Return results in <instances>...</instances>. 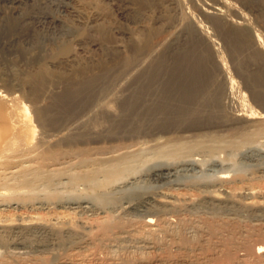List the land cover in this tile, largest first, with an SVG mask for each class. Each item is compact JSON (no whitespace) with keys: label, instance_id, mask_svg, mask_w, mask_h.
Wrapping results in <instances>:
<instances>
[{"label":"bare ground","instance_id":"1","mask_svg":"<svg viewBox=\"0 0 264 264\" xmlns=\"http://www.w3.org/2000/svg\"><path fill=\"white\" fill-rule=\"evenodd\" d=\"M171 1L176 6L183 8L181 9V20H183L185 29L184 35H186L189 41L187 49L190 48L189 51L185 53L183 51L182 55L180 54L184 59L183 61L180 60L181 58H179L178 53L181 52L184 46L182 48H154V44L151 47L152 42L149 40L153 36L149 37L151 35L144 34L146 39L144 41L142 39L139 43L143 47L134 48V55H129L133 53H127L129 58L122 62L119 65L120 67H111L115 71L119 68L120 71L116 72L120 73L118 76L121 75V78L123 77L122 73L128 74L130 77L127 78L116 79L118 77H115L116 74L113 75L114 72H112L113 70L110 71V67L109 70L101 68L96 71L82 68L84 67L82 66L80 67L81 69H77L74 73H71L73 71L70 73L66 72L67 75H65L62 72L57 73L51 67H48L47 64H43L40 70H38L40 72L36 71V74L33 73L31 76L29 75L27 80L25 79L26 85L31 84L30 93L28 92V96L33 102L31 107L26 106L23 101L20 102L21 99L19 100L18 96L8 98L0 91V159L2 158L3 160V157L11 154L14 155V153L18 155L17 152H23L24 150L27 153L28 150L33 149L34 152L35 147L37 150L38 145L45 144L46 140L48 138L50 140L51 137L53 138L56 133L66 141H76V139L87 140L88 138H93V136L101 138V136H104L103 132H106L105 136H119L121 134V137H124L122 134L126 137L128 136L127 134L134 136L146 135L145 137L157 134L158 137L159 133H165L174 135L173 138L175 139L171 141L173 148L169 152L167 149L165 151L161 150L159 155L171 153L170 156H173V159L180 157L185 151L192 152L207 149L209 152L210 150L212 152L220 148L221 145L219 146V143H222L224 140H219L212 134L206 135L207 138L206 136L204 137L207 140L197 139L191 142L192 139L189 137L190 142H187L188 140L184 141L185 138L181 133L185 131L199 132L200 128L203 129L202 126H206L207 128V125L209 127H214V125L223 126L227 130L232 131L233 137H240V139L228 141L227 146L248 143L256 136L264 135V110L258 111L259 109L256 110L252 107L247 99L248 96L244 92H241L244 94L240 95L238 99L237 96L235 97L237 95L236 90L241 91L238 86L239 89H236L238 80H234L235 77L231 76L234 71H230V74L222 58L225 54H220L219 48L216 47L218 45L216 44V38L214 39L213 35L217 30L223 32L226 25L232 28V30L229 28L231 32L228 31L225 36L227 38L226 41L231 46L230 50L235 57V62H237L238 74L241 72L243 73L242 75H246V78L244 76L243 78L247 81L248 86H246L250 88L253 99L264 102V34L262 37L259 30L257 32L258 28L256 29V24H260L264 28V0H241L243 5L249 8L252 16H249L250 14L248 15L246 12L244 13L241 9L242 6L239 8L238 5H234L233 1L235 0L232 2L227 0H212L213 3H209L207 0H188L196 6L198 12L204 18L209 20L208 23L212 24V28L214 26L216 30L213 29L211 31L202 21L200 22L196 19L197 16L190 10L186 0ZM227 12L233 13L235 17L232 16V18ZM94 29V34L103 35L101 26ZM212 31L214 32L212 33ZM185 44L188 45V43ZM159 45L160 47H166V44H163V46ZM57 50L58 54L55 52L56 50L53 52V54L59 55V58L56 57L58 60L53 59L55 62L53 63L54 66L79 60L77 59L78 50L72 48L70 44L60 45ZM115 57L117 56L115 55ZM106 65L108 66V64ZM252 67L254 68L252 69ZM26 81L28 82L26 83ZM22 82L20 83L23 87L22 84L24 82ZM55 83L62 85L60 91L52 88V85H55ZM239 86H241V83ZM227 99L230 101L236 100V103H239L240 109L238 108L234 111L232 109V111L228 110L227 108L230 105H226ZM111 139L113 138L111 137ZM48 140L47 143L52 142V140L49 142ZM53 143L57 144L56 141ZM52 145L51 147H54V144ZM160 146L162 148L165 147L163 145ZM49 148H47L46 152L41 151L42 154L44 152L43 155H39L40 157L42 156V160L44 155L46 156V160V158L50 159L56 154V145L54 150L52 148L49 150ZM38 149H41L40 146ZM151 149L153 152L154 149ZM146 150L141 149L140 151L146 153ZM29 151L28 153H30ZM147 153L149 155L150 151ZM130 154L113 160H110L111 158L109 159L108 157L109 162H106L107 160L105 159V162H103V156L101 157L102 159L97 160L93 157L95 160H92L91 156H84L85 158H83L81 155L83 159L80 158L79 169H73V171L72 169L71 171L68 169L56 171L54 169L55 171L45 172V167L42 166L43 164H40L44 169L39 166H35L36 168H31L30 166L22 168L24 167L22 166V170H17L19 172L17 173L16 171V174L13 175L12 173L11 175H7V171L0 172V191H3L0 192V198L8 199L9 202H12L11 199L13 200V197H16L15 200L18 203L21 201L20 203L26 205L35 203L36 193L34 194L32 191L33 188L34 191L37 190L34 186H38L41 182L51 183L56 178H61L64 174H67L70 181L75 184L84 183L85 185H89L88 194L90 197H94L99 191H101V194L103 193L102 190L106 192V187L112 184L117 185L116 182L121 183L119 181H123L127 176H131L134 169L129 166L138 156L137 153ZM13 155L12 158L15 157ZM138 155L140 156V154ZM136 161L138 162V160ZM75 166L74 168H76ZM70 167L72 166L70 165ZM227 177L228 175L225 174L218 179L226 180ZM2 186L11 187L6 189V187ZM12 186H22V188L17 187V189H22L18 191V194L20 191H24L23 188L26 190L16 196L17 190L15 187L12 188ZM76 186L74 187L76 188ZM83 187L80 186V188ZM64 188L66 187L64 186ZM40 189L42 188L39 187V191ZM73 191H79V189ZM73 191H70V193ZM51 192H43L44 195H47V198H50H48L49 202L51 201L50 195L58 197L54 193L50 194ZM61 193L59 192L58 195ZM64 193L61 195H65ZM61 195L58 198L62 199L63 196L61 197ZM43 197L46 198L45 196ZM65 197L67 199L70 198H68L67 193ZM139 197L134 198L139 199ZM143 197L141 198L142 200ZM87 198L89 199V197ZM134 198L131 197V199ZM37 199L39 198L37 197ZM131 199L128 201L132 202ZM146 199L141 200L139 204L135 202V204L128 206V209L141 214V218H131V216L125 218L120 214L119 216H114L115 213H111L112 215L109 213L110 216L108 215L107 220L98 223V225L96 224L97 226L86 233H84L85 231L82 232L83 230H79L81 233L74 232L73 226L71 228L74 231H70L68 227V231L62 232L60 228L59 233L57 232L59 230L58 227L57 233H49L45 229L47 226L44 228L37 225H29V227L23 225L24 227L17 226L10 229H6L7 227H5V231H0V264H264V225L252 226L248 225L249 223L243 224L237 221V219L207 218L208 215H206L207 217H201V215L195 216V214L192 216L181 209L183 206L179 208L181 205L177 207L179 209L174 207L170 209L165 204L162 206L163 203L161 205H153V202L152 204L150 200ZM5 200L2 201L5 202ZM54 200L56 201V198L51 203L55 202ZM99 200L98 204L102 203L105 199ZM208 200L211 199L209 198ZM41 201L43 202V199ZM59 201L64 200L59 199ZM105 202L107 203V201ZM0 203L2 202L0 201ZM205 203L208 204L207 202ZM86 204L88 203L85 201L72 202L69 208L73 210H76V208L86 209L88 208ZM209 205L211 204L209 203ZM230 205L229 207L231 208ZM113 206L115 205L113 204ZM215 206L218 205L215 204ZM125 207L127 208V206ZM71 211L68 214L72 213ZM56 246L61 247L62 251L60 250V253L57 252V255H52L50 250L52 247L56 249ZM1 249H3V252L5 249V252L1 253Z\"/></svg>","mask_w":264,"mask_h":264},{"label":"rangeland","instance_id":"2","mask_svg":"<svg viewBox=\"0 0 264 264\" xmlns=\"http://www.w3.org/2000/svg\"><path fill=\"white\" fill-rule=\"evenodd\" d=\"M207 1L209 3H213L212 0ZM227 1L232 2L233 0ZM236 1L237 0L233 1L234 5H238L239 8L242 6L241 9L244 11V13L246 12L248 15L250 14L249 16H252L251 12H249V8L243 5L241 0H238L237 2ZM186 2L188 3L190 10L197 16L196 19L198 21H202L203 24L209 27L210 31L213 29L216 30L214 26L212 28V24L210 25V23H208L209 20L204 18V16L200 12H198V9L195 5H193L188 0H186ZM181 9L183 8L176 6V4L171 0H169V3L168 0H0V91L8 98H10L11 96H18L19 100L21 99L20 102L23 101L26 106L28 105L29 107H31L33 105V102L28 96L31 90V84H27L29 86L28 87L25 84V79L27 80V78H29V75H33V73H35L36 71L40 72L38 70H40L43 64H47V66L51 67L52 70L56 71L57 73L62 72L65 75H67V73H70L71 71H73L71 73H74L82 66H84L82 68L96 71L100 70L101 68H107L109 70L110 67L111 71L113 70L111 69V67H120L119 65L127 58H129V53H133L129 55H134V48L143 47V45L139 43L140 41H142V39L143 41L146 39V34L148 36L151 35L149 37L153 36L152 39L149 40L152 42L151 47L154 44V48H182L184 46L181 49V52L178 53V56H180L179 58H181L180 60L183 61L184 59L181 56V53H183V51L184 53L189 51L190 48L187 49V47L189 46V41L187 40L186 35H184L185 29L183 20H181ZM229 14L231 17L234 16V14L231 12ZM99 26H101V28L103 29L102 36L99 34H94V28L97 29ZM159 26L161 27L159 28ZM261 27L262 26L260 24H256V29L258 28L257 32L259 30V33L263 37L264 31L262 32V30H264V28L262 27V29ZM229 28L230 30H232L230 26L226 25L223 32L221 30H217L215 32L212 31V33L214 32V39L216 38V44H218L216 45V47L219 48L220 54H225L222 56V58L226 67L228 68L229 72L234 71L231 76L235 77L234 80H238L237 83L235 81L236 87H240L241 91L236 90L237 95H235V97L237 96L238 99L240 95L245 93L248 96L247 99L249 100V104H251V106L256 110L259 109L258 111H263L264 102L256 101L253 99L250 88L247 87V81H245L246 79H244L246 78V75H242L243 73L241 72V74H238L239 70L237 69V62H235V57L230 50L231 46L228 41H226L227 38L225 36L227 32L230 31ZM171 38H174L175 40H172ZM218 41L220 44L218 43ZM165 42H167L168 44ZM162 43L164 45L166 44V47L163 46ZM185 43H188V45ZM63 44H70L72 48H76L78 50L77 59L79 60H76V62L72 63H65L54 66V60H58L59 58V55H57V48H59V46ZM159 44H161V46L163 47H160ZM115 48L119 49L115 50ZM126 48L129 51H127ZM104 49L107 51H105ZM54 50H56V55L53 54ZM115 55L117 57H115ZM115 63L117 64V66ZM106 64H108V66ZM253 68L254 67H252V69ZM116 71H120L119 68H117ZM116 71H112L114 72L113 75L116 74L115 77H118L116 79L130 77L128 74L124 73V76V74L122 73L123 77L121 78V75L118 76V74L120 73ZM22 81L24 82V84H22L23 87L20 83ZM27 82L28 81H26V83ZM240 83L241 86H239ZM55 85H52V88L60 91V87L62 85H57L56 83ZM238 87L236 89H239ZM238 93L240 94L238 95ZM23 98L25 99L23 100ZM227 100H225L227 101L225 102L226 105H230V107L227 108L228 110L232 109L234 111L235 109L239 108V103H236V100ZM32 108H30L31 111H33ZM207 126L208 128L206 126H202L203 129L200 128L201 130L199 132L185 131L181 133L185 138L184 141L188 140L187 142H190V139H192L191 142H194L197 139H206V135L212 134L217 137V139L224 140L222 141V143H219V146L223 145V147L225 146L224 148L220 146V148L215 149L212 152L211 150L209 152V150L207 149L203 150L204 152L202 150H196L192 152L185 151L180 157L173 159V156H170L171 153H165L166 155L162 153L164 156L162 154H159L161 150L165 151L167 149V151L169 152L173 148V143L171 141L175 139L173 138L174 135L159 133L158 137L157 134H155L156 137L155 135H147V137H145L146 135L134 136L127 134L128 136L126 137L124 134H122V136L124 137H121L120 134L119 136L107 135L109 136L107 137L105 136L106 132H103V135L105 137L101 136L100 138L98 136L97 138L93 136V138L91 137L87 140L82 139L84 141H82L81 139H76V141H66L60 138V136L57 135L58 133L54 132L57 136L53 133L56 137L54 136V139L52 137V139L50 138L52 142L48 140L49 138L47 137L48 142L50 141L51 143H47V140L45 139V144L38 145L37 150L35 149V147L34 152L33 149L30 151L28 150L30 153H28V151L26 153V150H24L23 152H17L19 156L14 153V155H7L9 157H3V160L1 158L0 172L7 171V175H11V173L13 175L16 174L15 172L17 170L20 171L22 170V168H27L28 166H30L31 168H36L35 166H43L45 167V169L42 167L45 172L55 171L54 169H56V171L67 169L70 171L71 169L72 171L73 169L77 170L79 169L80 160L85 158L84 156H91L92 158L94 157L97 160L103 158V160H107L106 162H109L110 158V160H113L121 156L131 155L130 153H137L138 156H136L137 158H135L129 166L134 169L131 173V176H127V178L123 179V181H119L121 183L116 182L117 185L112 184V187H106V192L102 190L103 193L101 194V191H99L94 197H90V195L88 194V190L90 189L89 185H85L84 183L75 184L70 181L67 174H64L63 176H61V178H56L55 181L51 183L43 182L47 185L48 189L42 182L41 183L43 185L39 183L38 186H34L37 191H34L33 188L32 192L34 194L36 193V199L37 197L39 198L37 200L35 199V203H29V205H26L24 203H20L21 201H19L18 203V201L15 200L16 197H13V200L11 199L12 202H9L8 199H6L8 200L6 201L4 198H0V201L2 202L0 203V227H3L0 228V231H5V227H7L6 229H10L11 227L13 228L23 225H26V227H29V225H37L43 226L44 228L47 226L45 229H47L49 233H59L61 229L62 232L65 230L68 231V227L70 228V231H72V228H74L75 231H73L76 233H81L82 230V232L85 231L84 233H86L93 227L97 226L98 223L107 220L108 215L110 216L111 213H115L114 216H119L120 214L125 218H128L130 216L131 218H141V214L128 209V206L130 204H135V202L136 204H139L143 196V200L147 198L146 200H150L151 203L153 202V205H161L163 203L162 206H164L165 204L166 207H170V209H173V207L179 209L183 206L181 209L185 210L187 214H191L192 216H194V214L195 216L201 215V217H205L206 215H208V217L206 216L207 218L213 217L223 220L237 219V221L242 222L243 224L249 223L248 225L252 226L264 225V135L256 136L252 141H249L248 143L240 144L242 146H227L226 144L228 141L240 139V137H233L232 131L227 130L226 127L219 125H214V127H209V125ZM160 135L162 136L160 137ZM205 136L206 138H204ZM111 137L113 139H111ZM189 137L190 139H188ZM55 141L57 144L53 143ZM60 141H63L62 144ZM47 144L50 145L49 147L53 146L52 144H54V147H51L53 150L55 149L56 145V154H54L55 156L53 155L52 158H50L51 160L48 158H46L45 160L46 156L44 155L43 161L42 156L40 157L39 155L42 154L41 151H47V148H49ZM160 145L165 146L163 147L164 149ZM39 146L41 149H38ZM51 148H49V150H51ZM151 148L154 149L153 152L151 151ZM141 149L149 150L151 154H149L150 157L147 153L149 151L146 150V153H142V151H140ZM154 152L157 153L156 155L158 157ZM21 153L24 155H22ZM138 154H140V156ZM145 154L148 155V157H146ZM12 155L13 157H15L12 158ZM81 155L83 156V158L81 157ZM108 157L109 159H107ZM94 158L92 160H95ZM105 160L103 162H105ZM136 160H138V162ZM141 160L142 162L140 163ZM40 164L43 165L41 166ZM70 165L72 167H70ZM74 166L76 168H74ZM19 171H17V173ZM225 174L228 175L226 179L227 181L225 179H218ZM41 185L45 186L42 187ZM49 185L52 186L50 187ZM75 185H77L76 188L74 187ZM79 185L81 187H83L84 185V187L80 188ZM64 186L66 188H64ZM2 187H6L7 189L11 186ZM14 187L15 186H12V188ZM17 187L20 186L15 187V189L17 190V195H14L16 196L20 195L26 190L25 188H23L24 191H20L21 193L19 192L18 194V191L22 190L20 189L22 188V186L18 189ZM39 187L43 189H40L41 193L39 191ZM12 188L11 190L13 191ZM45 189L46 191H44ZM77 189H79V191H73ZM50 190L53 192H51ZM61 190L63 191V193L65 192V195H61L63 194L61 193ZM4 191L6 190L4 189ZM47 191L51 192L50 194L54 193V195H57L58 197L59 195L63 197L61 199L58 197H52L50 194H48L51 197V201L49 202L50 198L48 197V199L47 195H44L43 193H48ZM70 191L73 192L70 193ZM37 192L38 195L40 193L39 196L37 195ZM59 192L61 194L58 195ZM66 193L68 195V198L70 197L69 199H67V197L64 198V196H66ZM43 196H45L46 198H44ZM133 196L140 197L139 199H135ZM40 197L43 199V202L41 201L42 199L40 200ZM79 197L80 199H78ZM87 197H89V199ZM131 197L135 200L131 199ZM52 198H56V201H54L57 203H51L53 200ZM209 198L213 200H208ZM224 198L226 199L224 200ZM59 199L64 201H59ZM99 199H105L103 200V202L101 201L104 204H98V202L100 201ZM130 199L132 202H129ZM184 199H186V202L184 201ZM2 200H5L6 203ZM38 200H40L41 202ZM80 201H85L86 203H88L86 204V206L88 205V208H76V210L69 208L72 202L76 203ZM105 201H107V203ZM188 201L189 203H187ZM205 202H207L208 204H206ZM209 203L211 205H209ZM113 204L115 206H113ZM215 204L218 206H215ZM179 205L181 206L177 208ZM229 205L231 206V208L229 207ZM247 205L251 207H248ZM125 206H127V208ZM70 211L72 213L68 214ZM132 214H134L135 216ZM215 214L217 215V217ZM51 227L53 228V230H51ZM57 227L59 228V230ZM56 230L58 231L56 232ZM60 248L61 247L59 246H56V249L52 247L50 253L52 255H57L58 253H60V250L62 251V248ZM52 249L54 250L52 251ZM1 251V253H4L5 249L4 252L3 249H1Z\"/></svg>","mask_w":264,"mask_h":264}]
</instances>
